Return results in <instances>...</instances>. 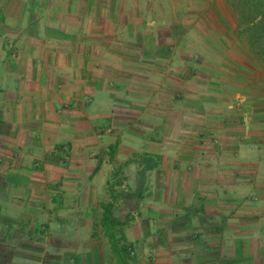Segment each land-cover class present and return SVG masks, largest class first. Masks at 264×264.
Masks as SVG:
<instances>
[{
    "label": "crops",
    "instance_id": "0c3cea01",
    "mask_svg": "<svg viewBox=\"0 0 264 264\" xmlns=\"http://www.w3.org/2000/svg\"><path fill=\"white\" fill-rule=\"evenodd\" d=\"M198 6L207 10L195 14ZM209 6L227 4L0 0L3 200L27 204L53 172L64 201L84 200L83 186L103 193L105 173L125 152L116 170L137 163L132 197L153 200L151 218L170 220L153 264H264V103L226 84L205 100L203 61L197 81L178 79L194 75L178 60L193 57L195 23L219 26ZM15 258L4 260L36 264ZM95 259L74 264H120Z\"/></svg>",
    "mask_w": 264,
    "mask_h": 264
},
{
    "label": "rangeland",
    "instance_id": "374dc122",
    "mask_svg": "<svg viewBox=\"0 0 264 264\" xmlns=\"http://www.w3.org/2000/svg\"><path fill=\"white\" fill-rule=\"evenodd\" d=\"M225 2L227 6H209L211 16L219 25L216 29L209 21H205V25L202 26L198 21L195 23V39L192 45L189 44L193 57L187 59L188 62L184 58L178 60L180 67L185 66L182 71L186 69L187 64L189 66V63H192L195 67L194 75L187 77L181 73L182 76L178 79L195 80V76L201 73L199 66L203 61L205 88L200 89L205 91V100L221 97V84H226L225 87H229L235 95L238 93L241 100L253 99L264 103V37L259 40L258 32L247 28L249 13L241 0ZM204 7L207 10V6H198L194 13H200ZM258 21L257 24L264 22L263 17L261 16ZM233 97H235L233 92L226 95V98ZM259 107L264 113V104ZM241 109L246 108L242 106ZM65 157L57 155V159L60 158L61 161H64ZM128 157L125 152L117 154L112 161L115 170H108L105 173L108 181L100 188L103 189V193L94 195L93 192L90 193L89 187L83 186L81 190L85 199L79 202L73 201L75 197L72 193L67 197L69 201H64L60 187L63 183L57 182L58 172L49 173L50 177L53 175L52 181L43 189L44 192L40 194L33 192L29 195L27 204L15 203L17 208L9 206L6 200H3L8 196L6 197L7 192L3 194L5 186L0 185V217L15 215V219L21 221V225L9 231V235H6L8 229L0 227V264H7L6 261L10 262L14 256L16 260L33 261L36 264H74L76 260L87 262L82 259L94 258L96 262L117 260L101 224L103 212L101 204L109 201L115 204L116 216L124 217L127 214L135 216L123 232H118L119 236L125 237L121 247L127 263L153 264L160 257L158 250H154L155 242L160 240L164 246L169 242V239L167 237L165 239V235L160 234L158 230L168 229L170 220L167 218L161 222L151 218L153 200L139 204L132 197L130 190H137V163L132 164L130 169L124 168L121 172L116 170V166L122 165ZM1 160L0 165L4 164L3 159ZM127 182L130 184L128 188ZM111 188L115 191L113 194ZM149 189L151 190L150 187ZM152 192L153 189L150 195L148 194L150 199H153ZM22 224L27 225L23 228ZM182 241L186 243L189 238L184 237ZM5 245L8 247H1Z\"/></svg>",
    "mask_w": 264,
    "mask_h": 264
},
{
    "label": "trees",
    "instance_id": "16d2710c",
    "mask_svg": "<svg viewBox=\"0 0 264 264\" xmlns=\"http://www.w3.org/2000/svg\"><path fill=\"white\" fill-rule=\"evenodd\" d=\"M242 4L247 7L249 13L248 21L246 22L247 28L250 31L258 32L259 40L264 37V22L257 24L260 17L264 20V1L263 0H241ZM257 24V25H256ZM254 29V30H253ZM102 218L101 224L105 230L106 237L109 238L111 249L117 256L120 264H128L127 260L123 256V249L121 247L122 241L125 239L124 235L119 236L118 232H123V229L128 226L134 219L133 214H127L124 217H118L115 214V204L113 201L108 203H102ZM21 225V221L15 219L14 215L1 216L0 227H5L7 230L6 235H9V231H12L14 227ZM27 224H22L23 228Z\"/></svg>",
    "mask_w": 264,
    "mask_h": 264
}]
</instances>
